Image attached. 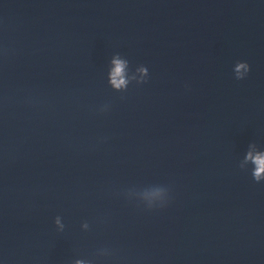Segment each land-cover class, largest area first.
Segmentation results:
<instances>
[{
    "label": "water",
    "instance_id": "obj_1",
    "mask_svg": "<svg viewBox=\"0 0 264 264\" xmlns=\"http://www.w3.org/2000/svg\"><path fill=\"white\" fill-rule=\"evenodd\" d=\"M247 61L245 81L232 68ZM70 186L39 264H264V0H178Z\"/></svg>",
    "mask_w": 264,
    "mask_h": 264
},
{
    "label": "clouds",
    "instance_id": "obj_2",
    "mask_svg": "<svg viewBox=\"0 0 264 264\" xmlns=\"http://www.w3.org/2000/svg\"><path fill=\"white\" fill-rule=\"evenodd\" d=\"M232 72L237 81H245L252 72V65L247 61H238L234 64ZM149 79L150 72L147 66L139 65L133 71L126 56L117 52L111 57L107 68V83L113 92L127 93L131 86H143L149 82ZM238 166L241 170L250 173L256 184L264 185V147L255 142L250 143ZM55 224L58 230L63 231L64 224L61 217L56 218ZM0 264H4L3 260H0Z\"/></svg>",
    "mask_w": 264,
    "mask_h": 264
}]
</instances>
